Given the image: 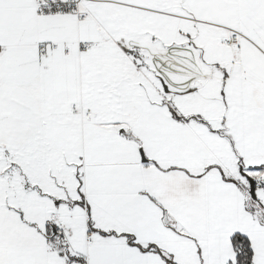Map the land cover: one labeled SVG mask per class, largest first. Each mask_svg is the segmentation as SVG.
Returning a JSON list of instances; mask_svg holds the SVG:
<instances>
[{"label": "snow or ice", "instance_id": "1", "mask_svg": "<svg viewBox=\"0 0 264 264\" xmlns=\"http://www.w3.org/2000/svg\"><path fill=\"white\" fill-rule=\"evenodd\" d=\"M0 264H264V0H0Z\"/></svg>", "mask_w": 264, "mask_h": 264}]
</instances>
